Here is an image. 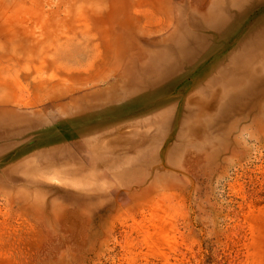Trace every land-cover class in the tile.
I'll return each mask as SVG.
<instances>
[{"label":"rangeland","instance_id":"rangeland-1","mask_svg":"<svg viewBox=\"0 0 264 264\" xmlns=\"http://www.w3.org/2000/svg\"><path fill=\"white\" fill-rule=\"evenodd\" d=\"M0 264H264V0H0Z\"/></svg>","mask_w":264,"mask_h":264}]
</instances>
